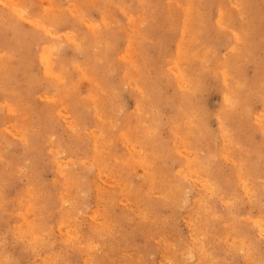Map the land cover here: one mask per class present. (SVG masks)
Here are the masks:
<instances>
[{
  "label": "rangeland",
  "instance_id": "374dc122",
  "mask_svg": "<svg viewBox=\"0 0 264 264\" xmlns=\"http://www.w3.org/2000/svg\"><path fill=\"white\" fill-rule=\"evenodd\" d=\"M1 263L264 264V0H0Z\"/></svg>",
  "mask_w": 264,
  "mask_h": 264
},
{
  "label": "bare ground",
  "instance_id": "6f19581e",
  "mask_svg": "<svg viewBox=\"0 0 264 264\" xmlns=\"http://www.w3.org/2000/svg\"><path fill=\"white\" fill-rule=\"evenodd\" d=\"M239 5V4H238ZM191 8V7H190ZM198 8V7H197ZM233 10V9H232ZM70 11V10H69ZM190 12V11H189ZM193 13V12H192ZM189 14H191V13H189ZM204 17V16H203ZM171 18V17H170ZM242 18V17H241ZM208 19V18H207ZM197 20V19H196ZM219 20V19H218ZM199 23V22H198ZM202 24V23H201ZM190 26V25H189ZM173 27V26H172ZM26 30V29H25ZM169 30V29H168ZM189 30H190V28H189ZM28 36V35H27ZM180 36V35H179ZM188 39V38H187ZM198 39V38H197ZM186 41V40H185ZM111 48V47H110ZM169 49V48H168ZM108 52V51H107ZM110 52V51H109ZM210 55V54H209ZM79 57V56H78ZM186 58V57H185ZM101 64V63H100ZM99 64V65H100ZM101 68V67H100ZM114 69V68H113ZM127 69V68H126ZM72 73V72H71ZM104 76V75H103ZM243 80V79H242ZM257 81V80H256ZM113 85V84H112ZM136 86V85H135ZM179 87V86H178ZM112 88V87H111ZM103 91V90H102ZM252 91V90H251ZM239 94V93H238ZM230 96V95H229ZM241 97V96H240ZM229 98V97H228ZM237 98V97H236ZM97 99V98H96ZM245 99V98H244ZM117 101V100H116ZM87 105V104H86ZM114 109V108H113ZM226 112V111H225ZM248 115V114H247ZM260 117V116H259ZM224 119V118H223ZM112 120V119H111ZM69 121V120H68ZM241 126V125H240ZM201 127V126H200ZM220 127V126H219ZM108 132V131H107ZM95 134V133H94ZM93 134V135H94ZM104 135V134H103ZM94 144V143H93ZM98 150V149H97ZM134 150V149H133ZM137 153V152H136ZM138 154V153H137ZM96 159V158H95ZM91 161V160H90ZM92 162V161H91ZM94 163V162H93ZM87 166V165H86ZM88 168V167H87ZM98 169V168H97ZM239 174V173H238ZM113 178V177H112ZM99 181V180H98ZM153 181V180H152ZM118 185V184H117ZM174 185V184H173ZM102 187V186H101ZM139 187V186H138ZM122 189V188H121ZM122 192V191H121ZM127 193V192H126ZM155 195V194H154ZM63 198V197H62ZM139 198V197H138ZM167 198V197H166ZM182 198V197H181ZM115 200V199H114ZM136 200V199H135ZM113 201V200H112ZM63 202V201H62ZM27 208V207H26ZM113 210V209H112ZM139 214V213H138ZM189 215V214H188ZM139 216V215H138ZM145 216V215H144ZM148 216V215H147ZM140 221V220H139ZM232 222V221H231ZM105 223H106V221H105ZM193 223V222H192ZM238 223V222H237ZM234 224V223H233ZM157 225V224H156ZM238 226V225H237ZM240 227V226H239ZM238 227V228H239ZM195 228V227H194ZM198 229V228H197ZM200 229V228H199ZM209 229V228H208ZM228 230V229H227ZM152 231V230H151ZM191 231V230H190ZM152 233H153V231H152ZM206 236V235H205ZM194 240V239H193ZM198 240V239H197ZM195 244V243H194ZM200 244V243H199ZM195 246V245H194ZM199 246V245H198ZM201 247V246H200ZM199 248V247H198ZM173 251V250H172ZM120 252V251H119ZM93 254V253H92ZM167 254V253H166ZM192 254V253H191ZM207 254V253H206ZM205 254V255H206ZM210 254V253H209ZM185 255V254H184ZM183 255V256H184ZM129 256V255H128ZM167 256V255H166ZM169 256V255H168ZM186 256V255H185ZM85 257V256H84ZM199 257V256H198ZM169 258V257H168ZM175 258V257H174ZM219 258V257H218ZM204 259V258H203ZM142 260V259H141ZM170 262V261H169ZM209 263V262H208ZM2 264V263H1ZM8 264V263H7Z\"/></svg>",
  "mask_w": 264,
  "mask_h": 264
}]
</instances>
